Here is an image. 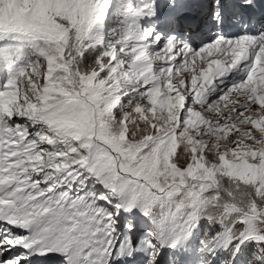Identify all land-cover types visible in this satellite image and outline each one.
<instances>
[{"label":"snow or ice","instance_id":"obj_1","mask_svg":"<svg viewBox=\"0 0 264 264\" xmlns=\"http://www.w3.org/2000/svg\"><path fill=\"white\" fill-rule=\"evenodd\" d=\"M4 37L38 55L0 85V264H264V0H0Z\"/></svg>","mask_w":264,"mask_h":264},{"label":"rangeland","instance_id":"obj_2","mask_svg":"<svg viewBox=\"0 0 264 264\" xmlns=\"http://www.w3.org/2000/svg\"><path fill=\"white\" fill-rule=\"evenodd\" d=\"M37 55L38 53L35 52L30 40L27 38L4 37L0 39V58L9 59L7 63H0V85L6 83L11 75L15 74L20 68L25 67ZM89 62H91V58H89ZM2 67L3 73H1Z\"/></svg>","mask_w":264,"mask_h":264},{"label":"bare ground","instance_id":"obj_3","mask_svg":"<svg viewBox=\"0 0 264 264\" xmlns=\"http://www.w3.org/2000/svg\"><path fill=\"white\" fill-rule=\"evenodd\" d=\"M40 262H43V261H40Z\"/></svg>","mask_w":264,"mask_h":264}]
</instances>
